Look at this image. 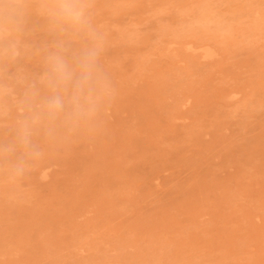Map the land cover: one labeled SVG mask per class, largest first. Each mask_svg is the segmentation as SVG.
<instances>
[{
  "label": "rangeland",
  "instance_id": "rangeland-1",
  "mask_svg": "<svg viewBox=\"0 0 264 264\" xmlns=\"http://www.w3.org/2000/svg\"><path fill=\"white\" fill-rule=\"evenodd\" d=\"M165 1L93 0L110 89L23 178L0 157V264H264V0Z\"/></svg>",
  "mask_w": 264,
  "mask_h": 264
},
{
  "label": "clouds",
  "instance_id": "clouds-1",
  "mask_svg": "<svg viewBox=\"0 0 264 264\" xmlns=\"http://www.w3.org/2000/svg\"><path fill=\"white\" fill-rule=\"evenodd\" d=\"M93 0H45L40 7L51 39L41 40L29 24L28 0H0V102L15 97L11 139L0 157L23 178L45 158L40 139L54 143L94 120L110 89L101 67L104 37L93 23ZM36 59L39 72H28Z\"/></svg>",
  "mask_w": 264,
  "mask_h": 264
},
{
  "label": "bare ground",
  "instance_id": "bare-ground-1",
  "mask_svg": "<svg viewBox=\"0 0 264 264\" xmlns=\"http://www.w3.org/2000/svg\"><path fill=\"white\" fill-rule=\"evenodd\" d=\"M166 1H167V0H166ZM166 1H165V2H166ZM206 1H207V0H206ZM243 1H244V0H243ZM258 1H259V0H258ZM232 2H233V1H232ZM241 2H242V1H241ZM253 2H255V0H254ZM263 3H264V2H263ZM32 4H33V2H32ZM163 4H164V1H163ZM240 4H241V3H240ZM34 5H35V4H34ZM200 5H201V4H200ZM203 5H204V3H203ZM223 5H224V4H223ZM223 5H222V6H223ZM201 6H202V5H201ZM201 6H200V8H201ZM39 7H40V6H39ZM163 7H164V6H163ZM214 8H215V7H214ZM31 10H32V9H31ZM33 10H34V9H33ZM206 10H207V9H206ZM32 12H33V11H32ZM197 12H199V11H197ZM201 12H202V11H201ZM201 12H199L198 14H201ZM207 12H209V11H207ZM256 13H257V11H256ZM205 14H206V13H205ZM203 15H204V14H203ZM217 15H218V14H217ZM246 15H247V14H246ZM255 15H256V14H255ZM216 17H217V16H216ZM226 17H227V20H228V18H229L230 16H229V17L226 16ZM240 17H241V16H240ZM201 18H202V17H201ZM205 18H206V17H205ZM205 18H204V19H205ZM213 18H214V17H213ZM217 18H218V17H217ZM230 18H231V17H230ZM235 18H236V17H235ZM187 20H188V19H187ZM187 20H186V21H187ZM199 20H200V19H199ZM199 20H197V21H199ZM202 20H203V19H202ZM202 20H200V21L202 22ZM225 20H226V19H225ZM232 20L237 21V19H236V20H235V19H232ZM238 20H240V19H238ZM246 20H247V19H246ZM189 21H190V19L188 20V22H189ZM191 21H193V20L191 19ZM195 21H196V20H195ZM197 21H196V22H197ZM230 21H231V20H230ZM257 21H258V20H257ZM263 21H264V20H263ZM178 22H179V21H178ZM183 22L186 23V24H188V23L185 22V21H183ZM196 22H195V23H196ZM238 22H239V21H238ZM190 23H191V22H189L188 25H190ZM197 23H198V22H197ZM203 23H204V22H203ZM207 23H209V22L207 21ZM220 23H222V22H220ZM228 23H230V22L228 21ZM192 24H193V23H192ZM192 24H191V26H192ZM201 24H202V23H200V25H201ZM188 25H187V27H189ZM195 25H196V24H195ZM214 25H215V24H213V25H211V26H214ZM228 25H229V24H228ZM234 25H235V24H234ZM236 25H237V24H236ZM255 25H256V24H255ZM216 26H217V23H216ZM223 26L225 27V25H222L221 27H223ZM182 27H183V25H182ZM184 27L186 28V25H185ZM195 27L197 28V27H199V26H195ZM201 27H202V25H201ZM219 27H220V26H219ZM224 27H223V28H224ZM235 27H236V26H235ZM165 28H166V27H165ZM196 28H195V29H196ZM207 28H208V27H207ZM214 28H216V27L214 26ZM162 29H163V28H162ZM195 29H194V31H195ZM196 30H197V29H196ZM200 30H202V29H200ZM200 30H199V32H200ZM215 30H216V29H215ZM215 30H213L214 33H215ZM217 30H218V29H217ZM217 30H216V32H217ZM221 30H222V28H221ZM223 30H224V29H223ZM163 31H164V29H163ZM192 31H193V30H192ZM225 31H226V30H225ZM197 32H198V31H197ZM201 32H202V31H201ZM253 32H254V31H253ZM167 33H168V32H167ZM187 33H188V32H187ZM190 33H191V32H190ZM193 33H194V32H193ZM184 34H185V32H184ZM184 34H183V35H184ZM205 34H207V33H205ZM220 34H221V33H220ZM191 35L193 36V34H191ZM199 35H200V34H199ZM250 35H252V34L250 33ZM250 35H248V36L251 37ZM184 36H185V35H184ZM201 36H202V35H200V37H201ZM213 36H215V35H213ZM252 36H254V35H252ZM127 37H128V36H127ZM193 37H196V36L194 35ZM200 37L198 36V38H200ZM211 37H212V36H211ZM211 37H210V38H211ZM216 37H218V36H216ZM220 37H221V36H219V37L216 38V39H220ZM133 38H134V37H133ZM179 38H181V37L179 36ZM201 38H202V37H201ZM206 38H207V36H206ZM213 38L215 39V37H213ZM236 38H237V40H238V39L240 38V35H239V38H238V37H236ZM184 39H185V38H184ZM191 39H192V38H191ZM195 39H197V38H195ZM203 39H204V38H203ZM207 39H208V38H207ZM214 39H211V40H214ZM216 39H215V40H216ZM244 39H245V38H244ZM248 39H249V38H248ZM254 39H255V38H254ZM254 39H253V41H254ZM215 40H214V41H215ZM196 41H197V40H196ZM199 41L201 42V41H203V40H199ZM216 41H217V40H216ZM239 41H240V40H238V42H239ZM243 41L246 42V41H248V40L245 39V40H243ZM243 41H242V42H243ZM197 42H198V41H197ZM210 42H211V41H210ZM226 42H228V41H226ZM198 43H199V42H198ZM198 43H197V44H198ZM203 43H205V42H203ZM228 43H229V42H228ZM236 43H237V42H236ZM177 44H178V43H177ZM187 44H188V43H187ZM197 44H196L195 46H197ZM199 44H200V43H199ZM184 45H185V44H184ZM234 45H235V44H234ZM236 45H238V44H236ZM201 47H203V46H201ZM231 47H232V45H231ZM231 47H229V50H230ZM234 47H235V46H234ZM106 48H107V47H106ZM173 48H174V47H173ZM187 48H188V47H187ZM232 48H233V47H232ZM170 49H171V48H170ZM185 49H186V48H185ZM235 49H236V48H235ZM201 50H202V49H201ZM233 50H234V49H233ZM263 51H264V50H263ZM263 51H262V52H263ZM261 54H262V53H261ZM200 55H201V54H200ZM174 56H177V55H174ZM214 56H215V55H214ZM208 59H209V58H208ZM254 59H255V58H254ZM261 59L264 60L263 58H261ZM256 60H257V59H256ZM259 63H260V61H259ZM262 63H263V61H262ZM254 66H256V65H254ZM252 68H254V67H252ZM213 69H214V68H213ZM262 69H263V68H262ZM250 70H252V69H250ZM258 70H259V68H258ZM260 70H261V68H260ZM217 71H218V69H217ZM248 72H249V71H248ZM251 72H252V71H251ZM260 72H262V71H260ZM249 73H250V72H249ZM249 73H248V75H249ZM250 74H251V73H250ZM259 74H260V73H259ZM257 76H258V75H256V77H257ZM230 77H231V76H230ZM235 77H236V76H235ZM238 77H240V76H238ZM238 77H237L236 79H238ZM252 77H253V76H252ZM228 78H229V77H228ZM228 78H226V79H228ZM233 78H234V77H233ZM240 79H241V78H240ZM243 79H245V78H242L241 81H240V83L242 82ZM259 79H260V78H259ZM229 81H230V80H229ZM233 81H234V79H233ZM237 81H238V80H237ZM245 81H247V79H246ZM231 82H232V81H231ZM261 82H263V81H261ZM232 83H233V82H232ZM236 83H237V82H236ZM253 83H254V82H253ZM238 84H239V83H238ZM238 84H236V85H238ZM227 86H228V85H227ZM243 86H244V85H243ZM241 87H242V86H241ZM258 87H259V86H258ZM226 88H227V87H226ZM226 88H225V90H226ZM248 88H249V87H248ZM254 88H255V87H254ZM198 89H199V88H198ZM238 89H239V88H238ZM258 89H259V88H258ZM261 89H262V88H261ZM262 90H263V89H262ZM253 91H254V90H253ZM256 91H257V88H256ZM256 91H255V95L258 93V91H257V93H256ZM263 91H264V90H263ZM263 91H262V92H263ZM118 93H119V92H118ZM236 93H237V92H236ZM239 93H241V92H239ZM263 93H264V92H263ZM251 94H254V93H251ZM251 94H250V95H251ZM259 94H262L261 91H260ZM227 95H228V94H227ZM227 95H226V96H227ZM224 96H225V95L223 94V97H224ZM226 96H225V97H226ZM247 96H248V95H247ZM213 97H214V96H213ZM248 97H249V96H248ZM246 98H247V97H246ZM249 98H251V97H249ZM249 98L247 99L248 103L251 101V100H249ZM260 98H261V96H260ZM227 99H228V98H227ZM188 100H189V99H188ZM253 100H254V99H253ZM253 100H252V101H253ZM247 101H244V102H247ZM257 101H259V100H257ZM244 102H243V104H244ZM261 102H262V101H261ZM248 103H247V104H248ZM258 103H259V102H258ZM263 103H264V101H263ZM249 104H250V103H249ZM249 104H248V106H249ZM259 104H260V103H259ZM259 104H258V105H259ZM251 105H253V103H252ZM263 106H264V104H263ZM235 107L237 108V106H235ZM245 107H246V106H245ZM257 107H258V106H257ZM259 107H260V105H259ZM244 109H245V108H244ZM248 109H249V108H248ZM246 111H247V110H246ZM248 112H249V111H248ZM250 113H251V112H250ZM185 114H186V113H185ZM181 115H182V114H181ZM179 116H180V115H179ZM167 117H168V116H167ZM249 154H250V153H248V155H249ZM251 155H252V153H251ZM253 156H254V155H253ZM248 157H249V156H248ZM249 158H250V160H251L252 157H249ZM247 159H248V158H247ZM250 160H249V161H250ZM254 160H255V159H253V162H254ZM248 165H251V164H248ZM253 168H254V167H253ZM249 171H250V170H249ZM248 174H249V173H248ZM250 175H251V174H250ZM253 175H254V174H252L251 176H253ZM247 178H248V177H247ZM77 200H78V199H77ZM260 207H261V205H260ZM259 210H261V209H259ZM263 211H264V209H263ZM257 215H258V214H257ZM251 224H252V223H251ZM256 227H257V226H256ZM252 228H253V227H252ZM236 229H237V228H236ZM248 229H249V228H248ZM250 229H251V228H250ZM256 229H257V228H256ZM238 230H239V227H238ZM245 230H247V228H246ZM247 231H248V230H247ZM257 231H258V230H257ZM251 232H252V231H251ZM237 233H238V232H237ZM255 233H256V232H255ZM245 234H247V233H245ZM253 234H254V233H253ZM248 235H249V234H248ZM263 235H264V233H263ZM234 236H235V235H234ZM239 236H243V235H239ZM250 236H251V235H250ZM252 236H253V235H252ZM255 236H256V234H255ZM261 236H262V235H261ZM232 237H233V236H232ZM239 238H240V237H239ZM246 238H247V237H246ZM251 238H252V237H251ZM254 238H256V237H254ZM233 239H234V238H233ZM243 239H244V237H243ZM249 239H250V238H249ZM231 240H232V239H231ZM233 241H234V240H233ZM236 241H237V240H236ZM242 241H243V240H242ZM248 241H249V240H248ZM230 243H231L230 245L233 246V245H232L233 243H232V242H230ZM234 243H236V242H234ZM240 243H242V242H240ZM247 243H248V242H247ZM236 244H237V243H236ZM238 244H239V243H238ZM263 244H264V243H263ZM6 246H7V245H6ZM234 246H235V245H234ZM9 248H10V246H9ZM13 248H14V247H13ZM8 250H9V249H8Z\"/></svg>",
  "mask_w": 264,
  "mask_h": 264
}]
</instances>
